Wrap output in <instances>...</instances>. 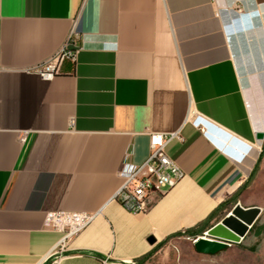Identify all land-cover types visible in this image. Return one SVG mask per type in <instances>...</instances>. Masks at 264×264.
Here are the masks:
<instances>
[{
  "label": "crops",
  "instance_id": "1",
  "mask_svg": "<svg viewBox=\"0 0 264 264\" xmlns=\"http://www.w3.org/2000/svg\"><path fill=\"white\" fill-rule=\"evenodd\" d=\"M71 31L86 47L52 78L26 70ZM153 132L175 134L184 176L129 213L117 168ZM263 146L264 0H0V264H135L192 240ZM50 211L93 217L59 251Z\"/></svg>",
  "mask_w": 264,
  "mask_h": 264
},
{
  "label": "built area",
  "instance_id": "2",
  "mask_svg": "<svg viewBox=\"0 0 264 264\" xmlns=\"http://www.w3.org/2000/svg\"><path fill=\"white\" fill-rule=\"evenodd\" d=\"M83 36L71 31L61 47L48 59L35 64L27 71L34 72L41 78H52L65 59H73L75 54L84 49ZM174 133L149 134V153L141 163L130 160L131 152L124 151L120 159L117 175L121 182L112 199L129 213H144L153 202L155 195H160L175 186L184 176L183 169L165 153V145ZM93 217L88 212L50 211L45 214L44 226L62 233L58 250L65 242L82 229ZM196 239L193 238L192 241ZM58 250L55 253H58ZM57 264V260L53 261Z\"/></svg>",
  "mask_w": 264,
  "mask_h": 264
},
{
  "label": "rangeland",
  "instance_id": "3",
  "mask_svg": "<svg viewBox=\"0 0 264 264\" xmlns=\"http://www.w3.org/2000/svg\"><path fill=\"white\" fill-rule=\"evenodd\" d=\"M239 200L242 205L261 209L254 227L239 243H229L215 254H200L194 250L192 240H176L142 264H264V157L241 189Z\"/></svg>",
  "mask_w": 264,
  "mask_h": 264
},
{
  "label": "water",
  "instance_id": "4",
  "mask_svg": "<svg viewBox=\"0 0 264 264\" xmlns=\"http://www.w3.org/2000/svg\"><path fill=\"white\" fill-rule=\"evenodd\" d=\"M257 139L263 133H256ZM261 213L257 206L243 207L236 202L232 208L215 224L207 228L193 241L194 250L200 254H215L229 243H239L254 225ZM153 242V239H149Z\"/></svg>",
  "mask_w": 264,
  "mask_h": 264
},
{
  "label": "trees",
  "instance_id": "5",
  "mask_svg": "<svg viewBox=\"0 0 264 264\" xmlns=\"http://www.w3.org/2000/svg\"><path fill=\"white\" fill-rule=\"evenodd\" d=\"M262 156H264V146L261 148V151L259 153V157H258V161L255 165V169H253V171L251 172V174L249 175V177L246 179V181L242 184V186L240 187L241 189L246 186V184L251 180L253 174H254V170H256L257 168V165H258V162L259 160L262 158ZM239 189L238 191H236L235 193H233L227 200H225V202L219 204L218 208H217V211H221L223 208H225V206H227L229 203H235L237 201V198H238V195L240 193V190ZM214 213H212L211 215H209V217L207 219H205L204 221L200 222L199 224L195 225L194 227L190 228V229H187L186 231H184L185 234H188V235H191V236H197V235H202V233L207 229L209 228V220L212 218V215ZM254 225L251 227L253 228ZM250 228V229H251ZM150 255H145V256H142L140 257L139 259H137V261L135 263L137 264H142L144 263L147 258L149 257Z\"/></svg>",
  "mask_w": 264,
  "mask_h": 264
}]
</instances>
